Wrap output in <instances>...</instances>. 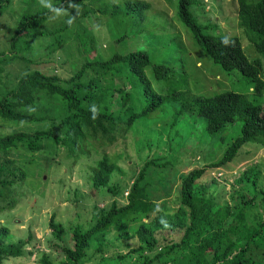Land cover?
Segmentation results:
<instances>
[{"label": "trees", "instance_id": "trees-1", "mask_svg": "<svg viewBox=\"0 0 264 264\" xmlns=\"http://www.w3.org/2000/svg\"><path fill=\"white\" fill-rule=\"evenodd\" d=\"M9 1L0 0V15ZM32 1L24 3L25 8L16 21L8 47L13 49L16 42L30 44L38 38L46 40L47 55L56 50L64 54L72 48L76 55L71 59H79L69 76L61 78L54 71L45 73L28 67L29 64H37L36 60L25 55L30 46L25 50L9 49V54L0 52V214L14 209L15 190L25 180V169L15 157L22 151L29 152L30 156L39 151L51 156L61 148L64 156L71 158L74 164L89 150L86 147L98 150L101 156L90 169L91 188H104L113 196L119 194L125 199L122 204L111 199L104 207L93 205L88 226L74 224L68 232L51 215L47 225L53 239L52 248L59 259L54 262L41 254L39 264H84L89 260L86 251L92 242L95 243L93 253L98 254L101 260L98 263L103 264L106 261L103 260L104 254L108 251L105 245L109 232L115 239L135 237L136 245L127 252L130 255L127 258L133 260L130 264H263L256 258H264V219L253 209L258 198L264 201V191L257 186L259 165L264 163V158L260 159L259 165H249L242 170L235 180L241 183L250 197L245 198L239 192L240 203L234 208L226 203L218 204L211 195L205 194L207 187L196 182L204 173L205 167H201L188 170L180 178L176 209L172 213H162L149 199L146 188L150 184L149 167H164V163H160L158 157L144 159L129 185L118 192V186L110 184L116 165L109 159L107 148L122 139L138 118L163 110L166 104L177 101L181 93L186 94L185 101L177 105L176 113L170 114L169 126L179 127L178 121L187 117L182 120L187 130L186 140L190 134L196 137L192 125L196 115L204 119V129L209 134L219 132L235 119L241 121L240 134L208 164L210 167L217 168L230 162L246 142L264 145L261 63L258 58L247 59L240 43L243 37L255 52L264 55V0H235V16L231 24L236 27H231V32L224 34L209 33L208 24L200 25L194 19L189 6L195 4V0H177L176 18L189 31L191 43L199 49L198 55L217 65L226 77L233 71L238 72L251 88L248 93L221 90L210 95H189L173 88V85H178L177 79L186 81L187 76L175 72L162 61H153L152 51L134 44L131 48L126 47L131 39L133 43L137 42L135 38L139 32L134 27L142 25L149 8L146 2L122 0L116 3L111 0L101 9L97 4L99 0H90L96 8L83 7L78 12L73 8L71 11L83 24L80 25L82 36H76L80 40H73L71 47L65 43L68 39L59 38L69 25L52 31L44 28L43 23L51 13L41 5L33 10ZM82 1L55 0L52 4L62 7L71 2L79 9ZM96 11L111 19L110 29L116 34L108 57L97 52L95 37L86 25L89 20H95ZM200 14L206 13L202 11ZM127 26L132 28V36L123 32ZM234 27L241 31L242 37ZM147 29L143 28L144 31ZM162 29L164 27L159 31ZM225 37L229 38L227 43L223 41ZM179 52L184 54L183 50ZM70 55L66 53L64 61ZM14 61L21 68L12 76L5 72L4 67ZM148 75L152 77V83L161 82L164 90L154 89ZM112 102L116 103L114 110L110 109ZM93 105L98 110L95 119L91 111ZM181 111L186 116L176 117ZM11 122L39 123L40 128L15 131L8 125ZM174 135L181 139L185 137L178 131ZM46 151L50 152L47 154ZM135 202H140L141 208L139 205L135 207ZM151 211L154 214L149 217ZM172 232L179 233L177 240L166 239ZM66 234L67 243L63 242ZM32 238L28 231L25 237L10 241L8 227L0 223V264L8 258L30 255L31 251L25 248L32 247ZM125 258V254L116 253L108 261L110 264H123Z\"/></svg>", "mask_w": 264, "mask_h": 264}, {"label": "rangeland", "instance_id": "rangeland-1", "mask_svg": "<svg viewBox=\"0 0 264 264\" xmlns=\"http://www.w3.org/2000/svg\"><path fill=\"white\" fill-rule=\"evenodd\" d=\"M28 1V0H27ZM55 0H51L54 2ZM97 4L101 9L105 8L111 0H99ZM103 1V2H101ZM119 3L122 0H114ZM129 2L135 0H127ZM146 2L149 5L144 15L142 25L134 27L139 33L136 35V43L132 39L126 47L131 48L133 44L146 50L152 51V60L155 62L162 61L171 66L175 72L185 74L186 81L177 79L178 85L173 88L186 91L190 95H210L213 91H235L248 93L250 89L248 83L239 75L238 72H231L227 77L223 74L217 65H213L206 58H201L199 49L191 43L190 33L177 20L175 9L177 0H138ZM26 0H10L8 6L0 15V52L9 54L10 50H25L31 47L25 55L31 60H36V65L29 64V68H38L45 73L54 71L61 78H67L77 64V59H71L76 55L72 48L66 52L70 55L64 57L56 50L51 55L46 54V40L35 38L30 44L16 42L13 49L10 48L9 42L14 32L16 21L25 8ZM204 2V3H203ZM39 0L32 1L33 10L40 7ZM67 15L57 19H50V15L43 23V27L48 30H54L67 24L66 21L70 16H75V20L69 28L59 35L61 39H68L65 43L71 47L74 45L73 40H80L76 36H82L80 25L83 21L76 19V15L71 11L73 8L69 5L62 6ZM96 8L90 0L82 1V8ZM235 0H195V4H190L189 8L194 15V19L200 25L208 24L209 33H230L235 16ZM109 13L110 11L107 10ZM205 11V15L200 13ZM77 12V10L75 11ZM95 20L91 19L86 25L92 30L95 37L94 46L98 53L103 57H108L112 53V41L116 34L110 29L112 27L111 19L105 15L98 14ZM107 18V19H106ZM112 18V17H111ZM99 20V21H97ZM164 23V24H163ZM128 27V28H127ZM123 29L126 36H132L134 33L130 26ZM163 31L160 32L159 29ZM236 27V26H235ZM234 27V29H235ZM143 28L151 30L144 31ZM187 30V31H186ZM235 32L241 36V31L237 28ZM189 35H188V34ZM179 35V37H178ZM191 36V35H190ZM242 37V36H241ZM180 38V39H179ZM29 42V41H28ZM243 53L247 59L258 58L261 63L259 77L264 80V55L255 52L247 45L244 38H240ZM184 45V46H183ZM185 47V48H184ZM10 49V50H9ZM180 50L184 54H179ZM70 51V52H69ZM74 60L75 62H72ZM5 72L12 76L19 73L21 65L17 62H10L4 67ZM151 84L157 91L164 90L161 82H153L148 75ZM161 89V90H160ZM207 92V93H205ZM186 94L181 93L177 101L165 105L162 110H155L147 117L138 118L116 144L107 148L109 159L115 163V171L110 180L111 185L118 186V192L124 186L129 185L130 180L135 175L139 165L145 159H154L158 157L164 167L148 169V181L150 184L146 188L149 199L152 200L156 209L162 213H172L178 203V186L180 178L192 168L205 167L203 175L196 181L206 188V195H211L218 204L226 203L229 206L240 203L239 192L249 198V193L242 189L241 183L235 180L240 176L241 171L249 165H259L260 159L264 158V145L256 142H246L237 151L233 159L221 167H210L208 164L218 158L227 145L240 134L241 121L235 119L230 124L225 125L219 132L209 134L205 131V121L202 117L196 115L192 125H194L196 137L191 136L186 140L187 130L183 126V119L178 121L179 127L169 126L170 114L176 113L177 105L184 102ZM113 101V100H112ZM114 102L110 103V109H115ZM178 116L184 115V111L177 113ZM181 124V126H180ZM12 130L30 131L40 128L39 123H9ZM184 128V130L182 129ZM1 130V128H0ZM184 135L183 139L177 138L174 132ZM193 134V132H192ZM49 148V147H48ZM84 154L74 163L71 158L65 157L62 149H58L57 154L47 155L41 151L35 152L31 156L27 151H22L15 155L17 161L25 169V180L23 184L15 190L16 205L11 211H5L0 214V223L8 227L9 240L14 241L17 238L25 237L29 231L32 234V247L26 246V251H31L30 255H23L18 258L5 259L2 264H39L38 260L41 254L47 255L54 262L58 261V254L53 250V239L50 236V229L47 222L51 215L54 220L60 222L68 230L74 224L83 227L90 223V212L92 206H106L111 199H115L119 204L125 202V199L119 194L112 195L105 191L104 188L94 190L91 188L89 175L94 161L100 158L101 152L86 147ZM53 149L52 147L50 148ZM50 151H46L48 154ZM260 176L258 179V188L264 191V163H260ZM218 173V174H217ZM108 184V185H110ZM124 195V194H123ZM261 197V195H260ZM141 201V200H139ZM142 202V201H141ZM138 203L133 205L138 207ZM141 208V205H139ZM258 213L261 219H264V201L258 198L253 209ZM153 211L149 212L152 217ZM145 221V219H143ZM179 233L172 232L166 236L167 240H177ZM67 234L63 237L66 241ZM136 245L135 237L127 239H115L112 232L107 235L105 247L107 252L103 264H110L109 258H113L116 253L125 254L126 258L123 264H130L133 261L127 256L128 249ZM95 243L92 242L86 253L89 256L88 262L84 264H99L98 254L93 253ZM264 264V258L261 260ZM112 260V259H111Z\"/></svg>", "mask_w": 264, "mask_h": 264}, {"label": "clouds", "instance_id": "clouds-1", "mask_svg": "<svg viewBox=\"0 0 264 264\" xmlns=\"http://www.w3.org/2000/svg\"><path fill=\"white\" fill-rule=\"evenodd\" d=\"M39 3H40V5H41L42 7H44V8H46V9L49 10V13H51V15H50V17H49L50 19H53V20H54V19L60 18V17H62V16H64V15H67V12H66V10H65L63 7H54L53 4H52V2H51V0H39ZM69 7L76 9L77 12H78V5H76V4L70 2V3H69ZM74 20H75V16H70V17L67 19L66 23H67L69 26H71L72 23L74 22ZM223 41H224L225 43H227V42L229 41V38H228V37H225V38L223 39ZM249 89H250V91H251V88H250V87H249ZM206 93H207V92H206ZM91 111H92V113H93V119H95V118H96V115H97V112H98V110H97V108H96L95 105H93V106L91 107Z\"/></svg>", "mask_w": 264, "mask_h": 264}, {"label": "built area", "instance_id": "built-area-1", "mask_svg": "<svg viewBox=\"0 0 264 264\" xmlns=\"http://www.w3.org/2000/svg\"><path fill=\"white\" fill-rule=\"evenodd\" d=\"M218 174V173H217Z\"/></svg>", "mask_w": 264, "mask_h": 264}]
</instances>
